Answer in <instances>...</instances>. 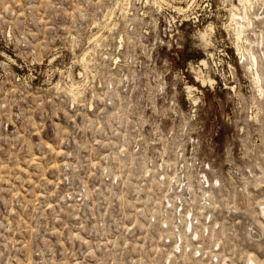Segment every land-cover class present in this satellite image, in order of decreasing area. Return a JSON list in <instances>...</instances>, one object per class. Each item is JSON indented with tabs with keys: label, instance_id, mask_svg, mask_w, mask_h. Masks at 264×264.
Wrapping results in <instances>:
<instances>
[{
	"label": "rangeland",
	"instance_id": "1",
	"mask_svg": "<svg viewBox=\"0 0 264 264\" xmlns=\"http://www.w3.org/2000/svg\"><path fill=\"white\" fill-rule=\"evenodd\" d=\"M232 12L0 0V264H264V0Z\"/></svg>",
	"mask_w": 264,
	"mask_h": 264
},
{
	"label": "bare ground",
	"instance_id": "2",
	"mask_svg": "<svg viewBox=\"0 0 264 264\" xmlns=\"http://www.w3.org/2000/svg\"><path fill=\"white\" fill-rule=\"evenodd\" d=\"M241 2V4L243 5V7L245 8V13L242 14V15H239L238 13H233V16H232V22H234V30L235 31V34H236V37H237V40L238 42L242 41L244 38H245V35L247 33V30L248 28L250 27V24H251V20H250V17L249 15L247 14V6L250 5L251 7H253V0H239ZM169 2V1H168ZM194 5V4H193ZM232 5V10L233 11H239V8L238 6H236L234 3L231 4ZM176 6H174L175 8ZM189 7V6H188ZM190 8H191V5H190ZM189 8V10H190ZM193 8V7H192ZM178 12L180 11L181 13H186V11H188L186 8H183V7H179L177 8ZM180 13V14H181ZM186 16V15H184ZM187 18V16H186ZM232 25V24H231ZM230 25V26H231ZM243 42V41H242ZM238 47H239V43H238ZM239 51H240V54H243L240 50V47L238 48ZM82 60V59H81ZM84 60V61H83ZM82 61L85 62L86 60V57L83 59ZM82 62V63H83ZM258 73V72H257ZM210 79V78H209ZM75 80V79H74ZM72 82L71 84V88H72V92L75 94V96L77 95V93L75 92L76 90H78V88L81 86V83L78 82V81H74ZM211 82V84L214 82L212 80V78L209 80ZM257 81V80H256ZM260 81V80H259ZM203 82L206 83L207 82V79L206 78H203ZM256 84H260L259 82H257ZM70 88V87H69ZM189 92L192 93V90H193V87H189ZM260 90V89H259ZM71 92V91H70ZM69 94V93H68ZM70 96H72L70 94ZM74 96V95H73ZM242 191V190H241ZM240 191V192H241ZM262 213L264 214V208L262 210ZM255 230V229H254ZM253 231V230H252ZM258 231V230H257ZM259 231L258 233L255 232V234L259 237ZM254 234V233H253ZM250 261V260H249ZM251 264V263H250ZM252 264H258L253 258H252Z\"/></svg>",
	"mask_w": 264,
	"mask_h": 264
}]
</instances>
